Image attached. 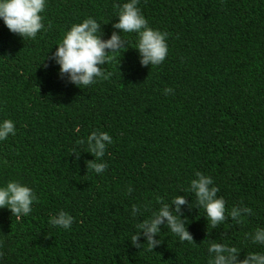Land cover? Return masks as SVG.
<instances>
[{
	"label": "trees",
	"instance_id": "obj_1",
	"mask_svg": "<svg viewBox=\"0 0 264 264\" xmlns=\"http://www.w3.org/2000/svg\"><path fill=\"white\" fill-rule=\"evenodd\" d=\"M120 2L47 0L34 39L0 21V119L16 127L0 141V183L19 180L37 196L20 219L0 208V264H207L206 235L241 257L264 251L245 237L264 227V0H140L149 26L168 33L161 64L142 67L127 34L130 46L102 66L106 77L81 88L59 79L48 57L66 29L92 16L106 39ZM93 130L112 137L100 174L78 143ZM197 170L219 188L225 221L206 234L204 209L182 206L195 243L165 225L153 251L133 246L157 196L185 194L195 205L187 188ZM240 204L252 212L236 223L227 211ZM61 209L74 217L67 230L48 223Z\"/></svg>",
	"mask_w": 264,
	"mask_h": 264
},
{
	"label": "clouds",
	"instance_id": "obj_2",
	"mask_svg": "<svg viewBox=\"0 0 264 264\" xmlns=\"http://www.w3.org/2000/svg\"><path fill=\"white\" fill-rule=\"evenodd\" d=\"M139 3L140 0H122L119 4H114L118 19L112 23L113 31L106 39L103 38L102 24L92 16L82 19L79 23L71 24L55 45V51L48 57L58 66V78L81 88L95 83L102 76L106 77L107 74L102 66L109 61V53L125 50L130 46V42L126 39L127 34L135 35L133 48L137 50L138 61L142 67L161 64L168 53V33L149 26L138 6ZM46 4L47 0H0V21L10 32L23 40L34 39L44 28L41 13ZM43 66L46 68L48 65L45 63ZM172 91L171 88H165L163 94L167 95ZM15 134L14 121L9 118L0 119V141ZM78 143L86 144V152L93 157L86 161L87 169L97 174L102 173L107 168V162L102 157L105 155L106 147L112 143L109 133L93 130ZM71 153H75L76 158L80 156V151L76 149H72ZM132 191V187L129 186L127 192ZM218 191L219 188L213 183L210 175L195 171L194 178L189 181L187 188V192L195 196V205L188 202L185 194H176L170 201L157 196L158 207L151 211L150 216L135 225L136 231L131 235V244L140 248L146 242L147 249L153 251L162 242L157 234L165 225L181 242L195 243L187 229L188 218L182 215V206H187L189 211L194 207L204 209L207 234L209 226L215 229L226 219V202L222 196H217ZM36 199L35 191L19 180H7L0 183V208L10 210L11 215L16 219L27 216L32 211V204ZM140 211V207L132 205L133 217ZM251 212L252 209L246 205H233L227 211V217L240 223L242 216ZM73 220L74 217L71 214L61 209L49 216L48 223L67 230L71 227ZM141 237H143V243L139 242ZM245 237L252 244L264 246V227H256L252 232L245 233ZM205 239L208 240L207 264H264V251L248 252L241 257V250L235 245L217 242L207 238V235Z\"/></svg>",
	"mask_w": 264,
	"mask_h": 264
}]
</instances>
